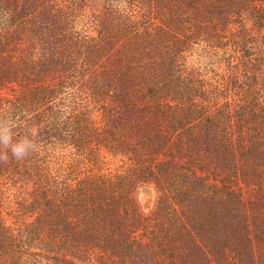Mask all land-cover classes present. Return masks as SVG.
<instances>
[{
  "label": "trees",
  "instance_id": "obj_1",
  "mask_svg": "<svg viewBox=\"0 0 264 264\" xmlns=\"http://www.w3.org/2000/svg\"><path fill=\"white\" fill-rule=\"evenodd\" d=\"M0 264H264V0H0Z\"/></svg>",
  "mask_w": 264,
  "mask_h": 264
},
{
  "label": "rangeland",
  "instance_id": "obj_2",
  "mask_svg": "<svg viewBox=\"0 0 264 264\" xmlns=\"http://www.w3.org/2000/svg\"><path fill=\"white\" fill-rule=\"evenodd\" d=\"M155 188L151 183L139 185L134 193L138 210L147 211L153 204L155 198Z\"/></svg>",
  "mask_w": 264,
  "mask_h": 264
},
{
  "label": "clouds",
  "instance_id": "obj_3",
  "mask_svg": "<svg viewBox=\"0 0 264 264\" xmlns=\"http://www.w3.org/2000/svg\"><path fill=\"white\" fill-rule=\"evenodd\" d=\"M22 151H23V148H22L21 146H19V145L14 146V147L12 148V152H13V156H14V157H18L19 154H20Z\"/></svg>",
  "mask_w": 264,
  "mask_h": 264
}]
</instances>
